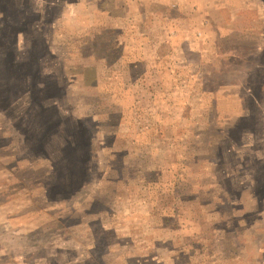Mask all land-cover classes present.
I'll return each mask as SVG.
<instances>
[{"label": "rangeland", "instance_id": "obj_1", "mask_svg": "<svg viewBox=\"0 0 264 264\" xmlns=\"http://www.w3.org/2000/svg\"><path fill=\"white\" fill-rule=\"evenodd\" d=\"M0 264H264V0H0Z\"/></svg>", "mask_w": 264, "mask_h": 264}]
</instances>
